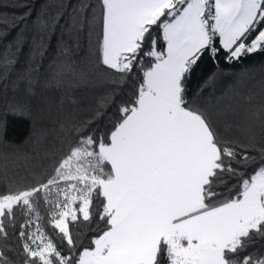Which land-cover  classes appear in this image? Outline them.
Returning <instances> with one entry per match:
<instances>
[{"label":"snow or ice","instance_id":"obj_1","mask_svg":"<svg viewBox=\"0 0 264 264\" xmlns=\"http://www.w3.org/2000/svg\"><path fill=\"white\" fill-rule=\"evenodd\" d=\"M89 7L82 26L100 63L117 82L139 71L138 86L107 132L78 136L35 184L0 191V235L18 212L27 218L23 264H264L248 251L264 239V147L257 156L222 137L187 89L205 55L231 63L264 52V0H97L73 11ZM78 76L65 62L56 87ZM41 202L59 245L30 227ZM78 222L102 228L83 245L71 228Z\"/></svg>","mask_w":264,"mask_h":264},{"label":"trees","instance_id":"obj_2","mask_svg":"<svg viewBox=\"0 0 264 264\" xmlns=\"http://www.w3.org/2000/svg\"><path fill=\"white\" fill-rule=\"evenodd\" d=\"M82 2L95 5L97 0H0V191L35 184L52 172L78 136L107 132L118 108L132 98L138 86L139 71L117 82L112 70L100 63L96 38L82 26L84 18L91 16V8L83 14L73 11ZM68 61L83 76L56 87V70ZM187 89L189 100L207 111L222 137L247 145L259 156L264 147L260 119L264 52L249 53L231 63L223 53L216 59L205 55ZM15 102L28 107L23 113L13 112L9 105ZM228 185L235 190L234 181ZM224 192L227 194V187ZM48 207L39 204L41 219L30 227L34 232L38 223L59 245ZM26 220L18 212L15 225L7 227V238L0 235V259L8 264H23L19 227ZM71 228L74 238L87 245L102 224L78 222ZM248 251L262 256L264 239L257 238Z\"/></svg>","mask_w":264,"mask_h":264}]
</instances>
